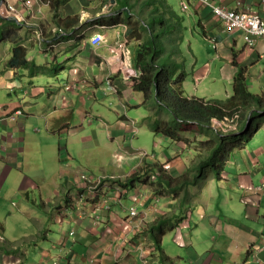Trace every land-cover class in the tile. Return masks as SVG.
I'll use <instances>...</instances> for the list:
<instances>
[{"label": "crops", "instance_id": "obj_1", "mask_svg": "<svg viewBox=\"0 0 264 264\" xmlns=\"http://www.w3.org/2000/svg\"><path fill=\"white\" fill-rule=\"evenodd\" d=\"M106 1L111 3L110 0H73L72 6L60 7L58 10L60 17H70L67 23L56 22V17L51 13V10H54L40 0H32L34 16H30L33 13L26 8L24 1L7 0L5 4L0 3V8L6 6L8 10L12 4L19 2V6H23L21 10H27V14L22 13L20 9L15 10L25 16L18 19L23 24V29L19 30L20 36L26 31L25 25H33L31 23L33 18L39 19L38 23L42 25V29L39 30L34 25L36 31L33 32L37 36L34 39L35 47H30V43L24 44L29 50L28 61L32 62V65H35L36 57L44 56L42 50L44 51L47 46L62 50L69 48L72 51L62 58L64 65L61 70L30 90L26 78L33 75L32 71L10 67L17 44L8 39L0 41V198L1 201L9 202L7 205L3 202L0 206L4 212L1 213L3 222L10 226L1 233L5 235L7 241L11 240L7 249L5 246L0 247V252L4 253L0 257V264H54L55 258L65 250L70 253L72 264H89V261L95 259L99 260L98 264L108 262L117 264L121 258L126 260L120 264H139V257L128 250L150 238L149 233L146 232L147 222L158 223L173 219L170 212L177 214L178 207L187 212L192 203H194L193 218L187 219L190 222V229L181 227L183 228L182 247L173 240V234L169 235L167 241L174 251L172 256L181 264H264V213L262 212L264 172L258 174V176L262 175V178L257 182L255 179L258 176L255 179L251 176L259 168V159L264 157V149L255 150V153L259 151L256 155L248 154L244 149H237L241 151L242 156L233 154L230 156L221 180H216L210 175L203 186L197 182L195 187L185 189L189 194H194L192 200L180 198L176 200L177 204L172 202V206L166 203L164 210L161 209L163 212L157 211L160 206L155 202L160 199H155L157 196H154L153 188L139 184L138 188L145 193V198L152 199L145 204L150 209V214L148 220L142 222L134 219L132 225L128 217L123 218L120 201L124 204V199H132L129 195L133 194V190H127L124 194L118 184L107 182L101 186L96 200L88 198L91 195L86 194L87 198L82 205H79L82 199L73 201L67 198L71 190L81 193L80 186L83 182L76 180L79 174L75 175L71 170H65L62 162H72L70 165H73L77 171L82 167L80 158L84 157L85 162L90 163L88 152L94 149L98 154L106 151V155L110 158L102 161L111 172L103 170L99 173L87 164L78 173L87 172L88 177L103 178L106 175L126 179V175L142 167L159 168L170 161L173 165L170 166L168 173L178 175L176 168H185L184 174L190 169L186 164L187 159L193 163V155L187 152L186 144L174 140L171 142L164 135L155 132L154 128L146 126L148 112L152 113L143 104V93L134 91V79L125 78L121 73V59L115 50L119 36L121 35L122 38L126 33L128 34V26L123 24L126 12L134 18L133 22L140 23L136 30L144 35L154 34L151 24L153 20L149 14H157V12L150 9V13L146 14L150 5L148 0H116L113 4H107ZM209 2L229 8H242L264 19V0H208ZM191 3L192 17L198 20V23L201 21L205 24L203 26L206 28L203 29L202 34L207 32L208 37L204 42L198 40L190 51L193 61H197L201 67L196 73L197 79L205 74V70L209 78L216 71L217 77L223 79L222 83L232 86L239 69L230 64L239 59L240 65L247 72V83L263 85L264 38L257 39L255 48H249L243 42L240 50L238 41L243 38L241 35L228 34L208 5L203 6L193 1L189 4ZM73 17L78 19L80 25L86 26L81 31L84 37L71 39L76 41L75 47L72 46L74 42L67 41L52 44L57 40L59 32L72 30ZM112 17L119 18V22L122 23L114 26L110 20ZM3 21H11L15 25L17 20L13 17L5 19L2 11L0 31ZM96 21L101 23L96 24ZM184 27L188 26L183 25ZM188 32L189 29L184 35L186 40ZM46 33L47 36H38ZM95 33L101 34L104 38L99 46H93L91 42V37ZM233 43L236 45V50L231 47ZM128 44H132V41H128ZM136 47L138 45L135 46L134 43L130 48L131 55L127 59L133 58ZM186 57H188L187 53ZM132 62L133 68L139 72L137 59ZM204 63H210L211 66L208 67ZM128 65L131 67L130 63ZM142 74L141 71L138 80ZM198 84L199 82L194 80L193 86L197 85V88L191 91L192 83L189 84L187 77L186 92L196 95L197 98L210 100L219 97V89L211 91ZM111 85L117 90V95L109 91ZM1 95L5 97L6 102H2ZM230 95L227 93L225 98H229ZM20 108L26 115H19L16 119L10 118L13 115L11 113ZM78 117H80L79 123ZM156 120L154 118L149 121L153 127ZM77 127L82 131H86L89 127L96 128H92V138L89 140L83 137L77 140L73 138ZM136 129L138 133L131 139ZM262 129L263 126L260 130ZM82 135L87 137L84 132ZM103 135L105 139L102 138ZM189 136L192 138L194 135L184 134L185 138L190 139ZM129 140L135 149L134 152L152 148L154 154L149 153V157L145 156L143 159L121 160L120 156H125L121 146ZM167 142L182 147L178 145L173 149L157 151ZM131 145L126 144L125 147ZM169 150L173 151L174 156L170 155ZM182 157L184 161L181 160ZM35 158L39 159V165L48 164L47 171L49 173L50 170V175H47V172L39 175L37 174L40 173L39 170L34 171L31 163ZM50 158H56V165L49 162ZM241 167L246 168V172H242ZM12 171H16L18 176L13 177ZM236 173L239 177H231V174ZM11 177L21 183L20 189L10 183ZM49 181L55 186L53 189L55 195L52 199L44 189ZM258 182L263 186L257 184ZM105 195L104 200H109L110 208L107 213H102L97 206L102 203ZM9 197L12 198V202L7 199ZM14 199L18 202L17 206ZM44 201L48 203L43 204ZM64 202L67 204L66 207ZM140 206L142 210L139 211L144 213L147 210L146 206ZM154 207H157L156 211L152 210ZM67 212L69 213L66 214ZM95 212L100 215L95 216ZM30 216L36 219H31ZM137 223L143 225L139 228ZM52 227L55 231L49 237L45 236L46 231ZM173 248L183 251L178 252ZM165 249L168 252V248Z\"/></svg>", "mask_w": 264, "mask_h": 264}, {"label": "trees", "instance_id": "obj_2", "mask_svg": "<svg viewBox=\"0 0 264 264\" xmlns=\"http://www.w3.org/2000/svg\"><path fill=\"white\" fill-rule=\"evenodd\" d=\"M71 1L73 0H42L44 4H48L49 8L54 10H51V13L56 17V22L65 23L68 22V18L70 17H60L58 10ZM148 1L150 5L147 8L146 14L150 13V9L151 11L157 12V14H149L153 20L151 24L154 29V34L144 35L139 33L136 27L140 23L133 22L132 17L126 18L123 23L128 26V34L126 33V37L138 42L135 56L137 66L140 69L142 68L141 71L143 72L140 79L134 82V91L143 93V104L152 114H155L157 120L154 123V127L151 124L155 132L164 135L172 142L174 140L186 144L187 152H192L199 159V163L197 162L199 165L194 174L189 169L187 174L177 178H173L163 167L159 166V168H156L152 166V169H146L144 171L143 169L137 170L131 178L127 179V182H124L122 179H117L113 180V183L118 184L122 189L128 187H131L129 189H133L135 188L136 182L149 184L151 182L150 178L154 176L156 181L154 180L152 182V187L155 193L162 194L164 191H168L175 195L174 198L184 199L186 198L183 196L185 189L195 187L197 182H200L201 186H203L204 182L199 181V178L203 179L206 177L205 171L210 170L214 173L215 178L220 180L226 170V163L233 152L237 149H244L245 142L248 143L252 139V125L259 126L262 123L258 117L264 115L259 113H264V94L258 95L251 92L250 86L247 84V72L236 59L233 64L239 70L233 81V93H231L229 98L223 102L217 99L206 100L196 97L188 100L184 84L188 73L181 47L184 42L185 32L188 28H183V17L168 3L169 0ZM2 8H0V14L2 13ZM110 20L112 23H115L113 25L122 23L119 22V18H112ZM71 22L73 23L72 30L59 32L57 34V40L53 41V44L77 38L83 26L78 23V19L75 17H73ZM22 25L16 22L15 25H10V27L22 30ZM160 26H162L161 29L159 28ZM199 27L203 30L201 23ZM37 28L41 30L42 25L38 24ZM19 30L14 32V37L8 35L12 33L11 28L3 31L0 36V41L10 39L11 42L17 44L14 48V55L10 67L21 69L22 66L25 70H30L29 68H41V66L30 65L28 63L29 50L27 47L22 46L25 43L21 37L18 38ZM57 68H61V66ZM245 110H249V112L253 111L251 115L246 113L249 119L248 122L250 123V127L245 133L246 137H242L236 133L223 134L216 130V126L212 120H224L225 117H232L233 114L234 116L240 113L244 114L243 111ZM161 112H165L169 117H158ZM246 115L242 116L240 121L242 131L247 126V123L242 122ZM186 133H196L197 136L192 141L191 139L183 137ZM193 145L194 149H192ZM199 146L206 147L207 150L203 151ZM196 147H199V149H196ZM201 151H203L202 155L199 154ZM62 163L65 165V162ZM145 173L148 177L143 176ZM190 173L195 176L192 177ZM181 220V217H175V220L173 217V219L167 221L164 220L149 224L148 226L150 227H147L150 232V237L163 243L164 237L158 236V232L164 229L163 224L167 223L169 225L173 223L179 225Z\"/></svg>", "mask_w": 264, "mask_h": 264}, {"label": "rangeland", "instance_id": "obj_3", "mask_svg": "<svg viewBox=\"0 0 264 264\" xmlns=\"http://www.w3.org/2000/svg\"><path fill=\"white\" fill-rule=\"evenodd\" d=\"M1 1L2 0H0V2ZM40 1H41V3H43L42 0H40ZM180 1L181 0H169L168 3L176 10L177 13L180 14V16L183 17V23L182 24L183 25L185 24L186 26H188L186 28L189 29L188 38H187V40H186V37L184 38V42H183V44H182L181 47H182L183 57L185 59L186 70H187V73L189 72L188 73V82H189V84L192 83V85H191V91H193L195 88H197V85H195V87L193 86V81L196 80V81L199 82V84L202 83V84H200L201 87H207L208 89H211V91L212 90H218L219 89L221 91V94L223 96V99H227V98H225L226 97L225 94L228 93L230 95L231 90H232V86H231V84L222 83L223 79L217 77L216 71H214V73L212 74V76L210 78H209V74H208V72H206V70H205V74L202 77H200L199 79H197V77H196V73L199 70V68L201 69V67L199 66V63L197 61H193L194 59L191 57V52L190 51L192 50V48H194L196 46L198 40H201L202 42H204L208 38L207 37V32L204 33V34H202V31L203 30L199 27V24L200 23L202 24L203 29H205L206 27L203 26L205 24H203L201 21H200V23H198V20H195L192 17V7H190L188 9V11H182L181 6H180ZM5 2H7V0H5ZM106 2H107V4H113V3H116V0H110L109 2H111V3H108V1H106ZM193 2L198 3L200 5H203V6L208 5L205 2H202V1H199V0H193ZM3 4H5V3L3 2ZM16 5L19 6V3L16 4ZM66 6H72V3L69 2V4L67 3ZM218 6L219 5H216V7H218ZM3 8L5 9V11H4V18L5 19H9L11 17H16V16L19 17V18L20 17H25L22 13L27 14V10H25V11L24 10H21V9H23L22 5L19 6V7H16V8H19L22 11V13H20L19 16H18V14L12 13L9 10H7L6 9V6H4ZM211 9H212V14L216 17V14L214 12V9L212 7H211ZM193 12H194V10H193ZM247 12H249V11H247ZM30 16H32V14H30ZM126 18L127 19L130 18L128 12L125 13V19ZM216 18L219 19L218 17H216ZM32 21L35 22L36 25L39 24L38 23L39 20H36L35 18H33ZM19 23L22 24L20 21H19ZM1 24L2 25H5V26L13 25V23L11 21H3ZM81 25H83V24H81ZM223 25L225 27V31L228 34H239V35H241L243 37L241 40L238 41V46L239 45L241 46L240 47V50L242 48L243 42H244V44L246 46L249 44L248 40L246 39L247 36H248V33L247 32H244L245 31L244 28H242V27H240V28H233V27L230 28V25L226 21H223ZM84 26L85 25H83V27ZM114 26H117V25H114ZM32 28H34V27L31 26V31L32 32H29V31L22 32V35L23 36H21V37L24 39L25 44L30 43V45H31L30 47H35V45H34V39H35V36L36 35L34 34ZM82 28H81V31H82ZM81 31L79 32L80 35L83 33ZM11 35H13V37H14L15 34L13 33ZM46 35H48V33H46L44 36H46ZM96 35H100L102 37L103 41H104V38H103V36L101 34H96ZM38 36H43V35H38ZM253 37H255V35H252L250 38H253ZM103 41H102V43H103ZM131 41H132V44H128V47L129 48L127 47L129 50H130V48H132V46L134 45V43H135V46L138 44V42L135 41V40H131ZM255 44H256V42L254 43V45L252 46V48H255L254 47ZM119 45H120L119 42H117V44L115 46H119ZM207 45L211 46L208 43H207ZM231 47H232L233 50H236V45H234V43L231 45ZM64 48H66V46ZM71 52L72 51L69 48H67V50H62V48H59V49H56L54 51H49V52L45 53L44 56L43 55H40V56L36 57L34 59V64L36 66H40L41 65L42 67H45V66H47V67L46 68H38V69L33 70L31 73L32 74L34 73V74L31 77H27L26 78V83H27L29 89L30 90H33L37 85L42 84L45 81L49 80L50 76L57 72V71H55V68H54V67H56L55 65H57V63H55V62H57V60H58L59 64L62 63L61 61H62V58L65 57V54L66 53H71ZM186 53L188 54V57H186ZM187 58H188V60H187ZM237 61L240 64L239 59H237ZM204 65H206L208 67L211 66L210 63H204ZM230 65L233 66V67H235V65L233 64V62ZM50 68H51V70H50ZM203 68L205 69V67H203ZM35 73H37V74H35ZM246 78H247V74H246ZM248 86H250L249 88H250V90H251L252 93H255V94H258L259 95V94H261V93L264 92V84L263 85H260L261 86L260 87L258 84H255L254 82H250V84H248ZM219 98H222V97H218V99ZM203 99H206V98H203ZM1 100H2V102H6V99H5V97L3 95H1ZM206 100H210V99H206ZM148 111L149 110H147V112ZM243 113L244 114L239 115L240 118L238 119V128L240 127V121H241L242 116L246 115V113L248 114L249 112L247 110H245V111H243ZM233 116H234V114H233ZM158 117H169V116H167L165 112H161L158 115ZM227 117L228 118H232V117H229V116H227ZM147 118H148V122H147V125L146 126H150V128H152L149 121H150V119L153 120L154 118H156L155 117V114H150L148 112ZM258 119H261V121H262L261 125H259V126L254 125L252 127V129H253L252 139L248 143L245 142V148H244V150L245 151L247 150L248 154L253 153V155H256V154H258L259 151L255 153V150L264 149V116L261 115L260 117H258ZM248 120H249L248 119V115H246L243 118L242 122L248 124ZM220 121H222V120H220ZM77 122L78 123L80 122V117H78ZM215 126H216V130H218L219 128L217 127V125H215ZM261 126H263V129L262 130H260ZM246 127H245V129L243 131L242 130L241 131L238 130V131H232V132H229V133H236L237 135L240 134V135H242V137H246V134H245L246 133V131H245L246 130ZM92 128H96V127H89L86 131H82V130H80L81 129L80 127H77L76 132L73 133V138H75L77 140H81L82 137H83V139L89 140L90 138H92ZM233 129H235V128H233ZM257 130H260V131L257 133L256 132ZM83 132H84V134L87 135V137H85L84 135H82ZM218 132H221V131H218ZM221 133H223V134H229V133H224V132H221ZM109 135L111 136V133H109ZM192 135L195 136L196 133H192L191 136ZM102 138L105 139V135H103ZM190 139L193 141V138H190ZM245 140H247V138H245ZM126 144H130L131 145V141L130 140L129 141H126V143L121 146V150L123 151L125 148H127V154L130 157V159H131V156L133 157L132 159L135 160V159H143V158H145V156L146 157H149V155H150L149 153L154 154V150L152 148L147 149V151L141 150V151L134 152L135 149L133 148V146L131 145L130 147H125ZM172 147H173V144H171L169 142H167L166 144L163 143L161 145V148L159 150H157V151L162 152L163 150L165 151V150H168L169 148H172ZM199 147H196V149H199ZM192 149H194V145H193V148ZM200 149H203V151H206L207 150L206 147H200ZM109 150H111V149H109ZM144 152H145V155H144ZM172 152L173 151L169 150L170 155L171 156H174V154ZM88 153H89V158L88 159H89L90 163L85 162V158L84 157H81L80 158V161H81L80 164L82 165V167H86L87 164H90L93 167V169H95L99 173H102L103 170H106L107 172H111V170H109V168L106 167L103 164V161H102V160L107 161L108 158H110V157H108L106 155V151L105 150H104V152H102L100 154H98L97 150H95V149L93 151H89ZM189 153L191 155H193L192 161L194 162V160L196 158L195 155L192 152H189ZM233 155L234 156L238 155V157H241L242 156V153H241L240 150H236L233 153ZM197 159L198 158H196V160ZM38 160H39L38 158H35L34 161L31 163L32 168H34V171H38L39 170L40 173L37 172V174H39V175L40 174L43 175L46 172H47V175H50L49 174L50 173V170H49V173L47 171L48 164H40L39 165V161ZM181 160L184 161V157H182ZM198 161L199 160H197V162ZM259 161H260L259 168L255 172H253V175H251L253 179H255L260 172H264V157L261 158V159H259ZM49 162L52 165H56L57 160H56V158H50L49 159ZM186 164H188L189 167H192V165H193V163L191 165V162L188 159L186 160ZM172 165H173V162H166L165 163V167L167 168V170H170L171 169L170 166H172ZM24 169L26 170L27 167L25 166ZM140 169H143V171H144V170L147 169V167H142ZM176 171L178 172V175H175V174L172 175V173H171V175L174 176L175 178L177 176L178 177H181V176H183V175L186 174V173L184 174V172L186 171L185 168H182V169L176 168ZM241 171L242 172H246V168H242L241 167ZM135 172L136 171H133V173H135ZM11 174H13V177L18 176V174H17L16 171L15 172L12 171ZM190 174H191L192 177L195 176V175H192V173H190ZM104 176H106V175H104ZM13 177H11L10 183L11 184H15L17 186V188L20 189L19 186L21 185V183L20 182H17ZM231 177H239V175L237 173L235 175H232L231 174ZM261 178H262V175H259L255 179V181L257 182ZM70 180H72V179H70ZM257 184H260L261 187L263 186L259 182ZM46 187H44V189H46V192L49 193L50 199H52L54 197V195H55L53 193V189L55 187L54 186V183H52L51 181H49L48 186H46ZM80 187H82L83 189H85V191L86 190H89V192L87 194H89V195H92L93 194V193H90L91 192V187H89V183L88 182L87 183H83ZM138 190L142 194L144 193L141 188H138ZM133 191H134V194L130 193L129 196H135L136 195L135 197H138L137 196V191L136 190H133ZM195 191L197 192V190H195ZM262 191L264 192V186H263ZM57 193H58V190H57ZM143 195H145V193ZM184 196L186 197L184 199L192 200L194 194H189L188 191H186L185 194H184ZM105 197H106V195L103 197V200H104ZM84 198H87V196L84 197ZM168 198L169 197H166V198H163V199L161 198L162 200L160 199L159 202H155V203H158V206H160V208L162 210H164V207L163 206L166 203L175 202L177 204V201H175L173 199H170V198L168 199ZM7 199H9L12 202V198L11 197H9ZM0 201H1V198H0ZM3 202H6V205L9 203L8 201L3 200V201L0 202V204L3 203ZM14 202L16 203V206H17L18 205V202H17L16 199H14ZM42 203L44 204V203H48V202L47 201H44ZM124 204L120 201V205H121L122 210H123V218H127V217L130 216L129 210L131 208H133V206L134 207H137L138 209L140 208L139 209L140 211L142 210V207L140 206L141 205L140 202H137L136 200H133L131 198L124 199ZM64 206L65 207L67 206L66 202H64ZM193 206H194V203L191 204V207H189V209H188L187 212H184L179 207L177 209V214H174V212H170V214L174 217V220H175V217L176 218L177 217L178 218L181 217L182 220L179 222V225H175L173 223H170L169 225H167V223L163 224L164 229H162L161 231L158 232V236H163L164 238L166 237L165 239L163 238V243H160L157 240H155L154 238H151L150 237L144 243L142 242L138 246H135V248L129 249L128 252L130 251L132 254H134V255H136V256L139 257V260H138L139 264H181L180 261H178L176 258H174L172 256V252H174V251H172V249L169 246V244H167V241H168L169 235L173 234V240L179 246L182 247V244L183 243H182L181 240H182V230H183V228H181V227H184V228L186 227V230H189L190 229V224H189L190 222L187 221V219L190 218V217L193 218V209H192ZM109 208H108V206H103L101 208L102 213H105V212L107 213V211L109 210ZM156 208L157 207H154V208H152V210H155L156 211ZM160 208L157 209V211L159 210V212H161L162 210ZM2 209L3 208H1V206H0V224L1 225H4V226H1L0 225V247H4L5 246L6 249H7L9 247V242H11V240L8 239V241H7L5 235H3L1 232H3L5 229L10 228V226H9L8 223H4L3 222V217L1 215V213H4V212H3ZM147 211H148V209H147ZM262 212L264 213V209L263 208H262ZM68 213L69 212H67L66 214H68ZM178 213H180V214H178ZM28 215H30V212H29ZM98 215H100V214H96V212H95V216H98ZM30 218L31 219H36L35 217H32V216H30ZM99 219L100 218H98V220ZM137 220L140 221L141 219L140 218H137ZM139 224L143 225V223H139ZM148 227H150V226H148ZM148 227L146 228V232L150 233L148 231ZM54 231L55 230L52 227V229L46 231L45 236L47 235L49 237ZM36 234L39 236V239L42 238L38 232ZM33 240H35V239H33ZM13 243L16 244V242H13ZM164 243H165V247H164ZM136 247H137V249H136ZM165 248H168V252H166V249ZM173 249L175 251H178V252H182L183 251V250H177L176 248H173ZM3 254H4L3 252H0V257ZM69 255H70V253L67 250L63 251L59 257L55 258L56 261H53L54 264H60V262H61V264H72V262H71L72 260H71V257H69ZM125 260H126V258H121V259L118 260L117 264H120L122 261H125ZM98 261L99 260H96L95 259V260L89 261L88 263L89 264H98ZM41 262H43V260H41ZM151 262H153V263H151ZM107 264H110V262H108Z\"/></svg>", "mask_w": 264, "mask_h": 264}, {"label": "bare ground", "instance_id": "obj_4", "mask_svg": "<svg viewBox=\"0 0 264 264\" xmlns=\"http://www.w3.org/2000/svg\"><path fill=\"white\" fill-rule=\"evenodd\" d=\"M17 1H24L23 3H25V5L27 6L26 8L27 9H30L31 10V12L33 13V11H32V9H33V5H32V0H17ZM136 1V0H135ZM191 1H193V0H181L180 1V6H181V8L182 9H184L183 11H187L190 7H192V3L191 4H189ZM3 2H5V0H2L1 1V4H3ZM203 2V1H202ZM19 3V2H18ZM21 4V3H20ZM24 5V6H25ZM208 7H212L213 9H214V12H215V14L217 15V14H231V13H234V12H236L237 10H239V8L238 7H236V8H229V7H225V6H221V5H219L218 7H216V5L215 4H211L210 2L208 3ZM16 7H18L17 5H14V4H12L10 7H9V11L10 12H12V13H16V14H18V16L20 15V12H17V11H15V10H18L19 8H16ZM23 7V6H22ZM25 8V9H26ZM3 12L5 11V10H2ZM16 16V15H15ZM32 16H34V13L32 14ZM252 16H255V15H252ZM14 19H16L17 21L16 22H19L18 21V19H19V17H13ZM36 20H39L38 18H35ZM219 20V22H221L222 24H223V21H221L220 19H218ZM224 21H226L229 25H230V28H240V27H242V28H244L245 30H248V36H247V40H248V42H249V44L247 45L249 48H252V46H253V44H252V41H251V39L252 38H250L252 35H257L258 33H259V29L255 26V25H252L248 20L247 21H244V22H242V23H236V21H234V20H224ZM31 23L33 24V25H30V26H33L34 28H32L33 30H35V26L37 27V25L35 24V22H33V21H31ZM35 25V26H34ZM30 26H27V25H25V28L28 30V31H30L31 32V27ZM1 27V26H0ZM22 27H23V25H22ZM9 28H11V31H12V33L11 34H13L14 32H16L17 30H19V29H16V28H13V27H9V26H5V25H2V28H1V34H2V32L3 31H7ZM160 29L162 28V26H160L159 27ZM159 29V30H160ZM26 30V31H27ZM36 31V30H35ZM11 34H8V35H10V36H13V35H11ZM7 35V36H8ZM22 35V34H21ZM10 36H8L9 38H10ZM19 37H21L20 35H18ZM23 36V35H22ZM96 36H100V35H95L94 37H96ZM36 37V36H35ZM101 37V36H100ZM22 38V37H21ZM25 38V37H24ZM102 38V37H101ZM6 39H7V37H6ZM23 39V38H22ZM257 39H262V38H257ZM257 39H256V41H257ZM10 40V39H9ZM4 41H5V39H4ZM23 41H24V39H23ZM102 41H103V39L101 40V42H99V43H97V44H95V40H94V38L93 39H91V42H92V45L93 46H99V45H101L102 44ZM119 41V46H116L115 47V50H116V52H117V56L121 59V73L123 74V76L125 77V78H132V79H134L133 81H136V80H138V78H139V74L141 73V70H142V68L141 69H139V72H136L137 70H136V68L134 69L133 68V65H132V61H134L135 59H136V56L134 55L133 56V58H131L130 60L129 59H127V57L129 58V56L131 55V50H129L128 48H127V50H125V48L126 47H128V41H131L130 39H128L126 36H123L122 38H121V35L119 36V39L116 41V42H118ZM22 42V41H21ZM68 43H72V42H74V45H72L73 47H75V45H76V41H72V40H68L67 41ZM13 43V42H12ZM23 43V42H22ZM24 43H25V41H24ZM66 43V42H65ZM121 45L122 46H124V48L123 47H121ZM23 47H24V45H22ZM41 46V45H40ZM56 48H53V47H46L45 49H44V51L42 50V53H47L48 51H54ZM125 50V51H124ZM75 57V56H74ZM77 57V56H76ZM75 57V58H76ZM54 61V60H53ZM49 62V61H48ZM62 63H60L59 64V62H58V60H57V62H55V63H57V65H55L56 67H54L55 68V71H58V70H61V68L63 67V65H64V62L63 61H61ZM28 63L30 64V65H32V62H30V61H28ZM50 63V62H49ZM48 63V64H49ZM52 63V62H51ZM131 64V67H129V65L128 64ZM128 65V66H127ZM41 66V65H40ZM50 66V65H49ZM58 66H61V68H57ZM68 66V65H67ZM20 67V66H19ZM47 66H45V67H42L41 66V68H46ZM66 67V66H65ZM21 69H24L25 70V68L24 67H22L21 66ZM30 69V71H33V70H35V69H38V68H29ZM50 70H51V68H50ZM135 70V71H134ZM39 73V72H38ZM62 73V72H61ZM143 73V72H142ZM34 74V73H33ZM35 74H37V73H35ZM55 75V73L53 74V75H51V76H54ZM58 75V74H57ZM188 75V74H187ZM59 76V75H58ZM187 77V76H186ZM186 79L187 78H185V80H184V84L186 83ZM128 80V79H127ZM204 81V80H203ZM202 81V82H203ZM200 84H202V83H200ZM199 84V85H200ZM198 85V86H199ZM109 91L110 92H112V93H114V94H116L117 95V90L113 87V85H111V86H109ZM219 92H220V95H219V97H222V98H217V100L218 101H221V102H223L225 99H223V96H222V94H221V91L219 90ZM264 93V92H263ZM263 93H261V95H263ZM227 95V93L225 94V96ZM196 95H190V94H188L187 92H186V97H187V99L188 100H192L194 97H195ZM197 98V97H196ZM21 109V108H20ZM19 111V110H18ZM18 111H14L13 113H11V114H13V115H11V117L10 118H13V119H16V117L17 116H19V112ZM248 112H249V110H247ZM252 112L253 111H250L249 112V114L251 115L252 114ZM260 114H264L263 112H259ZM23 115V114H22ZM249 115V116H250ZM264 116V115H263ZM240 118V116L239 115H235V116H233L232 118H226L225 117V119H226V122L227 123H225L224 122V126L227 128V129H229V127L231 126V129H229V131H227V132H225V133H229V132H232V131H238V130H241V128L242 127H239L238 128V119ZM224 119V120H225ZM215 120L216 119H214V120H212L213 121V123H214V125H215ZM224 120H222V121H224ZM250 126V123L248 122V124H247V127H249ZM254 125H252V127H253ZM217 127H218V125H217ZM247 127H246V129H247ZM219 128V127H218ZM233 128H235V129H233ZM218 131V130H217ZM138 133V129H136L135 131H134V133L132 134V136H131V139H133L134 137H135V135ZM191 134V133H190ZM238 135H240V134H238ZM197 135H195L194 137L192 136V138L193 139H195V137H196ZM240 136H242V135H240ZM183 137H184V135H183ZM190 137V136H189ZM185 138V137H184ZM191 138V137H190ZM239 138H242V137H239ZM189 139V138H188ZM185 140V139H184ZM187 140V139H186ZM202 140H204V139H202ZM172 142V141H171ZM185 142V141H184ZM179 143V142H178ZM182 144H184V143H182ZM188 144V143H187ZM179 144H177V146H178ZM177 146H173L171 149H173V148H175V147H177ZM179 147H182V146H180L179 145ZM123 153H124V157H121L120 156V159L121 160H133L132 158V156H131V159H130V157L128 156V154H127V148H125L124 150H123ZM199 154L200 155H202L203 154V151H201V152H199ZM144 155H145V152H144ZM197 160H199V159H197ZM197 160L195 161V162H197ZM170 162V161H169ZM195 162H193V165H192V162H191V165H192V167H189L190 168V170H192L193 171V174L196 172V170H197V166L199 165V164H197V163H195ZM70 163H72V162H65V170H71V172L73 173V174H75V175H77V174H79L78 175V178L76 179V180H82L83 178H84V176L83 175H86V179L85 180H83V183H89V187H91V191H94L93 192V194L90 196V197H88V198H91L92 200H96V198L98 197V195H99V193H100V189H101V186H103V185H105L107 182H112L113 183V180H117V179H120V178H116V177H109V176H104L103 178H101V177H88L87 176V172H83V173H78L79 172V170H81V169H83L82 167H79L78 168V170L76 171L75 170V167L73 166V165H70ZM199 163V162H198ZM75 164V163H74ZM77 166V165H76ZM160 167H163L164 169H166L167 170V168L165 167V165H163V166H160ZM153 168V167H152ZM152 168H148V169H152ZM77 172V173H76ZM167 172H168V170H167ZM171 174V173H170ZM186 174H187V172H186ZM133 175V173L131 174V173H129L128 175H126L127 177H126V179H125V177H123V181L124 182H127L128 180L127 179H129V178H131V176ZM202 175H204L203 173H202ZM205 175H206V177H204L203 179H201V178H199V181H203L204 183H206L207 182V180L209 179V176L211 175L214 179H216L215 178V176H214V173L213 172H211L210 170H207V171H205ZM144 177H148V175L145 173L144 175H143ZM173 178H175L174 176H172ZM177 178V177H176ZM151 179V182L149 183V184H146V183H138V182H136V184H135V188H133V189H129V188H131V187H128V188H124V189H122L121 187H119V189H121V192L122 193H126V191L127 190H136L137 191V196L138 197H135V196H132V199L133 200H136L137 202H140V204L142 205V206H146L145 204H146V202H149L150 200H152L151 198L150 199H146L145 198V195H143L141 192H139V190L137 189L139 186V184H141V185H147V186H151L152 187V182L156 179L154 176L153 177H151L150 178ZM217 180V179H216ZM75 181V180H74ZM156 181V180H155ZM138 183V184H137ZM203 183V184H204ZM115 185H116V183H114ZM134 187V186H133ZM153 188V187H152ZM89 192V190H86L85 191V189H83L82 188V191H81V193H75L74 192V190H71V191H69L68 192V195H67V198H69V199H72L73 201H78L79 200V198L80 199H82L81 201V203L79 204V205H82L83 204V202H84V197L86 196V194ZM133 192V194H134V191H132ZM185 192H186V190L183 192V196H184V194H185ZM189 193V192H188ZM153 194H154V196H157V197H155V199H163V198H166V197H169L170 199H173V200H178L177 198H174V194H172V193H170V192H168V191H164V193H162V194H157V193H155L154 192V188H153ZM150 196H152V195H150ZM153 197V196H152ZM185 197V196H184ZM168 198V199H169ZM161 199V200H162ZM72 200H70V201H72ZM166 200V199H165ZM159 201V200H158ZM157 201V202H158ZM168 201V200H167ZM75 203V202H74ZM171 204V203H170ZM103 206H108V208L110 207V203H109V200L108 199H105V200H103L102 201V203H100L98 206H97V209H101ZM171 206H172V204H171ZM78 207V206H77ZM134 207V206H133ZM150 207V206H149ZM164 207V206H163ZM105 208V207H104ZM103 208V209H104ZM125 208V207H124ZM135 208H137V207H135ZM146 208L148 209V211L147 210H145L144 211V213H140V216H138V217H136V218H131L130 220H129V223L131 224L132 222H133V220L134 219H137V218H140L141 220H142V222H144V221H146V220H148L149 219V214H150V209L146 206ZM166 208V207H165ZM138 209V208H137ZM140 209V208H139ZM139 209H138V211H139ZM161 209V208H160ZM144 210V209H143ZM166 211V210H165ZM163 212V211H162ZM144 214H147V216H145ZM168 214V213H167ZM175 214V213H174ZM164 215V214H163ZM130 217V216H129ZM129 217H128V219H129ZM146 223V222H145ZM147 224L149 225V224H151L150 222L148 223L147 222ZM147 225V226H148Z\"/></svg>", "mask_w": 264, "mask_h": 264}, {"label": "built area", "instance_id": "obj_5", "mask_svg": "<svg viewBox=\"0 0 264 264\" xmlns=\"http://www.w3.org/2000/svg\"><path fill=\"white\" fill-rule=\"evenodd\" d=\"M199 1H203L206 4H208V0H199ZM252 15H255V16H252ZM216 17H218L221 21L234 20V21H236V23H242V22L248 20L252 25H255L259 29V33L251 39L253 45L256 42L257 38H264V19L258 14L247 12V10L239 8V10H237L234 13L217 14ZM244 32H248V30H245ZM94 40H95V44H97V43L101 42L102 38L100 36H96V37H94ZM121 47L124 48V46H122V45H121ZM18 112H19V115L23 114L22 111H18ZM224 122L227 123L226 119L224 121L215 120V123H217L219 130L225 133V132L229 131V129H231V126L229 127V129H227L224 126ZM83 176H84V178L82 179V181L86 179L85 178L86 175H83ZM93 192L94 191H91L90 193H93ZM129 212H130L129 220L133 217L136 218V217L140 216V212L135 207L131 208L129 210ZM144 215L147 216V214H144ZM141 226H142L141 224L137 223V227L140 228Z\"/></svg>", "mask_w": 264, "mask_h": 264}, {"label": "clouds", "instance_id": "obj_6", "mask_svg": "<svg viewBox=\"0 0 264 264\" xmlns=\"http://www.w3.org/2000/svg\"><path fill=\"white\" fill-rule=\"evenodd\" d=\"M112 18L117 19V17H112ZM112 18H110V19H112ZM96 22H97L96 24H100V23H101L100 21H96ZM114 24H115V23H114ZM96 27H97V26H95V28H96ZM96 34H97V33L93 34L92 37H91V39H93L94 36H95ZM82 37H84V36H83V35H80V34L77 35V39L82 38ZM232 87H233V83H232ZM19 111H22L23 115H26L23 109H20ZM237 115H241V113H240V114H237ZM217 121H220V120H217ZM215 125H217V123H215ZM247 129H248V128H247ZM218 131H220V130L218 129ZM221 132H222V131H221ZM256 132L258 133L259 130H257ZM81 181H82V180H81ZM82 182H83V181H82Z\"/></svg>", "mask_w": 264, "mask_h": 264}, {"label": "water", "instance_id": "obj_7", "mask_svg": "<svg viewBox=\"0 0 264 264\" xmlns=\"http://www.w3.org/2000/svg\"><path fill=\"white\" fill-rule=\"evenodd\" d=\"M247 128H248V127H247ZM246 130H247V129H246ZM246 130H245V131H246Z\"/></svg>", "mask_w": 264, "mask_h": 264}]
</instances>
